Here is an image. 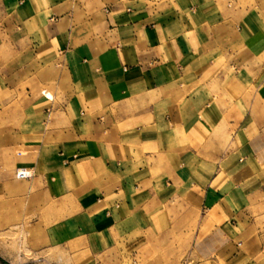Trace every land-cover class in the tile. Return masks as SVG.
<instances>
[{
  "label": "crops",
  "instance_id": "obj_1",
  "mask_svg": "<svg viewBox=\"0 0 264 264\" xmlns=\"http://www.w3.org/2000/svg\"><path fill=\"white\" fill-rule=\"evenodd\" d=\"M3 220L1 264L72 240L94 264H252L264 0H0Z\"/></svg>",
  "mask_w": 264,
  "mask_h": 264
},
{
  "label": "rangeland",
  "instance_id": "obj_2",
  "mask_svg": "<svg viewBox=\"0 0 264 264\" xmlns=\"http://www.w3.org/2000/svg\"><path fill=\"white\" fill-rule=\"evenodd\" d=\"M17 205L22 206L21 203H16ZM35 205H37V203H33ZM39 204H42V206H44V202L41 203L39 202ZM18 210H16V212H18ZM42 212V211H40ZM13 213V212H12ZM13 220V219H12ZM35 219H33L32 217H28L26 218V221H24L23 223H29V222H34ZM4 220L2 221V223H0V228H2L4 226ZM23 231V230H22ZM31 231V230H30ZM29 232V231H27ZM24 234V231H23ZM17 238L16 235H9L6 236L5 240H4V235H0V239L3 241H9L10 242ZM0 240V241H1ZM72 240V239H71ZM76 242V240H72L70 242H68L67 244H65V246H58V247H54L53 249H51V251L49 252V256L47 257V260L45 258V256L40 257L38 259H29L28 260V264H94L95 260L93 258L90 259H84L83 257L85 255H83V251H78L75 248H77V246L73 245L72 243ZM37 256L33 255V251H32V255L34 257H38L42 252L38 251L37 252ZM146 256H138L139 260L134 261L133 262V258H128L125 257L123 258L122 255H118V257L113 258L112 259V263H110V257L108 258H103L105 260L104 264H185L183 261H175L173 258L175 256V254H177V252L174 251H169V250H162V251H157V250H153V251H149V252H145ZM83 255V256H81ZM79 256H81V258L79 259ZM102 257V256H101ZM252 264H264V252L262 254H260L254 261Z\"/></svg>",
  "mask_w": 264,
  "mask_h": 264
},
{
  "label": "built area",
  "instance_id": "obj_3",
  "mask_svg": "<svg viewBox=\"0 0 264 264\" xmlns=\"http://www.w3.org/2000/svg\"><path fill=\"white\" fill-rule=\"evenodd\" d=\"M33 175V172L29 169V168H22V167H19L17 170H16V176L18 178H29L30 176ZM1 264V263H0Z\"/></svg>",
  "mask_w": 264,
  "mask_h": 264
}]
</instances>
